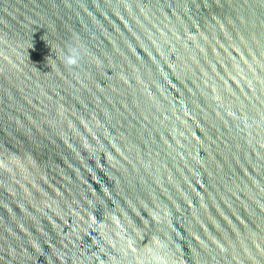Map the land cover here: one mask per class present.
<instances>
[{"label":"water","instance_id":"obj_1","mask_svg":"<svg viewBox=\"0 0 264 264\" xmlns=\"http://www.w3.org/2000/svg\"><path fill=\"white\" fill-rule=\"evenodd\" d=\"M0 264H264V0H0Z\"/></svg>","mask_w":264,"mask_h":264},{"label":"clouds","instance_id":"obj_2","mask_svg":"<svg viewBox=\"0 0 264 264\" xmlns=\"http://www.w3.org/2000/svg\"><path fill=\"white\" fill-rule=\"evenodd\" d=\"M69 64H75L76 63V60L75 59H68L67 61Z\"/></svg>","mask_w":264,"mask_h":264}]
</instances>
